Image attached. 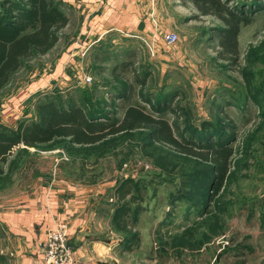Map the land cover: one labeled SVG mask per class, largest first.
<instances>
[{
  "label": "rangeland",
  "instance_id": "obj_1",
  "mask_svg": "<svg viewBox=\"0 0 264 264\" xmlns=\"http://www.w3.org/2000/svg\"><path fill=\"white\" fill-rule=\"evenodd\" d=\"M68 1L62 0L69 23L56 47L25 63L0 92V123L15 126L32 120L36 105L56 92L64 103L70 97L79 103L86 96L88 106L120 118L118 106L125 102L118 90L125 83L135 91L133 102L145 105L139 98L143 91L160 101L168 96L169 104L179 107L178 113L162 114L178 128L179 138L183 133L199 145L216 136L229 139L235 152L232 167L220 187L210 190V174L192 178L198 161L147 157L136 141L116 143L104 153L74 152L63 144L54 150L29 148L18 169L0 182V264H29L38 258V247L31 248L12 232L5 218L23 214L38 185L46 177L57 180L60 171L102 188L104 202L111 206L117 204L115 189L125 178L132 179L142 189L141 212L135 216L141 214L142 229L150 238L146 250L157 256L155 264H264V0L250 15L251 23L241 27L237 62L219 57L217 30L223 25L212 17H194L188 25L175 20L179 32L173 45L163 42V33L148 41L114 32L88 46L78 35L84 21ZM238 2L233 0L231 7ZM170 25L166 20L164 27ZM64 52L73 57L60 63ZM75 52H81L77 64ZM124 62L129 66H120ZM117 66L123 81L113 77ZM84 77L90 83H82ZM246 77L252 80V96L246 92ZM132 206L138 208L137 203ZM185 231L187 246H181L175 238Z\"/></svg>",
  "mask_w": 264,
  "mask_h": 264
},
{
  "label": "trees",
  "instance_id": "obj_2",
  "mask_svg": "<svg viewBox=\"0 0 264 264\" xmlns=\"http://www.w3.org/2000/svg\"><path fill=\"white\" fill-rule=\"evenodd\" d=\"M188 1L200 16H212L222 23L223 26L217 30L219 57L224 61L237 62L241 27L251 23L250 15L257 11V6L263 7L261 0H253L251 4L240 0L234 7H231L233 0ZM63 8L62 0H0V92L25 63L49 54L56 47L60 32L69 23ZM120 66L127 67L129 63L124 62ZM118 67L113 69V77L123 81L124 78L116 74ZM146 81V78L139 81L141 87L146 85ZM245 83L247 94L252 96V80L246 77ZM118 91L125 102L118 106L120 118L111 117L101 107L88 106L85 104L86 96L79 103L71 97L67 98L70 99L68 103H64V98L56 92V97L46 98L36 105V118L21 120L15 126L0 123V182L8 180L18 169L22 154L29 148L54 150L63 144L74 152L88 149L104 153L116 143L136 141L147 157L166 155L190 164L198 161L199 169L192 178L205 179L210 174V190L220 187L235 155L233 148L228 146L229 139L222 140L216 136L208 144L199 145L201 143L190 140L183 133L179 138L176 135L178 128L162 116L166 111L178 113L179 107H172L168 96L161 97L160 101L152 94L147 96L140 91L143 105L133 102L135 91L128 84L124 83ZM115 197L114 222L117 229L125 231L129 242L138 247L141 235L136 230L138 218L135 215L141 212L138 202L143 201L142 189L132 179L125 178L115 189ZM133 203H137L138 208L134 209ZM186 239L187 231L176 237L175 242L187 246Z\"/></svg>",
  "mask_w": 264,
  "mask_h": 264
},
{
  "label": "crops",
  "instance_id": "obj_3",
  "mask_svg": "<svg viewBox=\"0 0 264 264\" xmlns=\"http://www.w3.org/2000/svg\"><path fill=\"white\" fill-rule=\"evenodd\" d=\"M69 2L84 21L78 35L80 42L88 43V46L99 43L104 36L113 35L114 32L117 35H136L141 40L146 37L150 39L148 41H153L162 33H178L175 20L188 25L196 16L212 17L200 16L188 0H72L67 3ZM85 7L88 8L87 12L84 11ZM193 12L196 13L194 16L191 15ZM166 20L171 24L169 29L164 27ZM195 29L196 26L192 25L191 30ZM157 46V50L161 48L159 44ZM80 53L75 52L74 64L80 62L77 56ZM70 57L73 55L64 52L59 57V62L66 63ZM45 174L48 176L49 172ZM45 180L41 185L37 184L34 197L21 210L23 214L14 212L5 218L9 229L24 238L31 248L39 246L48 229L58 222H64L70 229V245L75 252L76 264L156 263L155 253L146 250L150 238L142 229L141 214L137 217L136 225L141 242L136 247L129 242L125 231L117 229L114 222L117 204H105L102 188H93L89 182L77 181L63 171L59 172L57 180L50 178L48 181L47 177ZM31 261L29 260V264Z\"/></svg>",
  "mask_w": 264,
  "mask_h": 264
},
{
  "label": "built area",
  "instance_id": "obj_4",
  "mask_svg": "<svg viewBox=\"0 0 264 264\" xmlns=\"http://www.w3.org/2000/svg\"><path fill=\"white\" fill-rule=\"evenodd\" d=\"M166 45H173L178 41L175 33L162 36ZM90 77H84L82 83H90ZM38 258L32 264H76L75 252L70 245V229L64 222L56 223L45 233L38 246Z\"/></svg>",
  "mask_w": 264,
  "mask_h": 264
}]
</instances>
